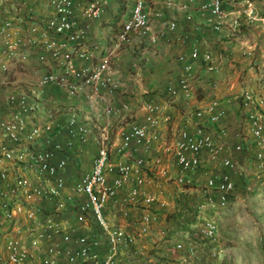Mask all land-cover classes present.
<instances>
[{
	"label": "built area",
	"instance_id": "obj_1",
	"mask_svg": "<svg viewBox=\"0 0 264 264\" xmlns=\"http://www.w3.org/2000/svg\"><path fill=\"white\" fill-rule=\"evenodd\" d=\"M222 5L223 0H185L178 8L185 18L196 10L219 32L226 16ZM109 6L110 0H0V90L5 91L0 107V264H133L131 259L120 262V252L147 236L161 214H175L178 202L185 208L174 215L177 235L158 230L161 237L174 239L170 246L178 257L150 264H203L202 248L209 246L214 257L221 251L215 249L219 210L248 188L249 180L264 190V53L253 58L251 85L224 103L211 96L194 106L189 103L191 82L220 73L221 66L190 41L187 53L176 57L180 74L160 92L144 90L134 95L131 106L119 102L95 112L97 121L104 115L126 118L114 141L107 126L72 105L71 100L81 103L89 95L102 100L120 89L109 59L122 44L151 45L158 36L169 42L178 27L174 18L155 10L154 30L145 0H122L113 27H106L112 34L105 53L97 55L100 47L89 39L90 22L100 20ZM238 14L246 23L259 20L264 26L263 16L248 1ZM245 54L250 56L252 49ZM28 65L38 72L24 78L20 74ZM59 95L71 107L56 102ZM178 102L175 114L166 113V104ZM232 112L239 122L229 134L221 121ZM94 128L98 135L90 166L71 178L72 153L80 151ZM122 187L119 214L109 218L105 211ZM64 213H70L73 226L66 225ZM192 213L195 222H188L185 217Z\"/></svg>",
	"mask_w": 264,
	"mask_h": 264
},
{
	"label": "crops",
	"instance_id": "obj_2",
	"mask_svg": "<svg viewBox=\"0 0 264 264\" xmlns=\"http://www.w3.org/2000/svg\"><path fill=\"white\" fill-rule=\"evenodd\" d=\"M121 1L110 0L109 10L106 14L100 20L90 22L89 39L98 43L100 47L97 55L105 53L104 50L112 34V30L106 29V27H113L111 22L115 23L113 21L117 14L115 9ZM166 1L145 0L149 9L150 23L154 30L158 28V19L152 15V11L158 10L162 16H170L177 21L178 27L171 34L170 41L164 42L161 36H158L156 42L151 45L132 40L113 51L109 59L110 68L114 76L120 81L121 87L114 95L106 96L102 100L94 95L80 99L83 109L91 119L95 112H102L106 105L116 106L119 102H127L131 106L134 103V95L138 97L137 95H140L144 90L160 92L167 82L174 80L180 74V65L176 57L180 53H187L192 40L196 41V45L201 51L211 53L213 60L221 66V71L218 74L199 76L192 81L193 98L189 103L200 106L211 96L224 103L231 95L239 92L246 85H251L254 76L250 68L254 66L255 60L253 58H258L264 53V26L259 20L246 23L243 16H239L238 10L244 6L245 1H248L254 6L256 13L264 18V6L260 5L261 0H223L222 7L226 16L219 32L212 31L205 19L194 9L190 11L189 18H185L184 12L178 8V3L185 0H174L173 5L169 8L165 6ZM190 1L196 4L199 2V0ZM181 35H184L185 39L178 40ZM249 49H252L250 56L245 54ZM37 72L31 65H28L20 75L24 78H31ZM177 105L180 106L181 103L166 104L164 110L166 113H174V107L176 108ZM133 115L138 117L140 114L135 112ZM130 116L128 117L130 118ZM125 119L104 115L102 120L92 119V122L107 126L109 138L114 141ZM238 122L239 115L232 112L226 120L221 121V124L227 127L230 134L231 131L237 130ZM97 135L98 132L94 128L86 143L81 146L80 151L75 150L72 153L73 156L68 165V174L71 178H75L80 172L89 168L96 150L94 141ZM229 139L231 140L230 136ZM125 190L126 188L122 187L118 191L116 202L111 208L112 212L119 214L120 198ZM167 199L170 205L174 203L171 197ZM184 208L183 202L176 203V212H181ZM175 214L173 213L172 217H165L161 214L158 221L152 224L150 233L138 238L134 246L120 252L118 260L122 262L131 259L133 264H150V261L158 260V258L167 262L175 261L178 257L177 253L170 246L174 239H168L166 236L161 237L158 233L161 228H172V224L175 228L177 227L173 219ZM62 215H64L66 225H74L70 213ZM228 215L224 217L225 225L222 228L225 230L224 233L218 234L217 245L219 248L226 247L229 249L231 246V231L227 228L230 227L229 222H227L230 217ZM220 250L225 252L224 249Z\"/></svg>",
	"mask_w": 264,
	"mask_h": 264
},
{
	"label": "rangeland",
	"instance_id": "obj_3",
	"mask_svg": "<svg viewBox=\"0 0 264 264\" xmlns=\"http://www.w3.org/2000/svg\"><path fill=\"white\" fill-rule=\"evenodd\" d=\"M132 58L134 59V57ZM250 68L255 75L256 67L252 66ZM4 92V90H0V107L4 101ZM56 100H58L59 104L65 107V109L71 105L69 100L63 95H59L55 101ZM71 103L75 105L78 110L83 108L82 103L78 101L71 100ZM248 182H250L248 188L241 189L239 196L236 199H230L226 207L219 210L220 212L216 216L218 234H222L225 231L222 229L225 225L224 217H226L227 214L230 215L229 218L227 217V222H229L230 225V227L227 228L231 231L230 248H219L218 245L215 246V249H224L225 252L221 250L219 255L214 257L209 254V246H205L201 250L203 252L201 257L203 264H264V190L263 187L254 183L253 180H249ZM224 213L226 214L224 215ZM105 214L109 218L114 214L117 216V213L112 212L111 207L106 209ZM193 214L195 213L188 214L185 219L188 222H195ZM171 227L172 228L166 227L168 232H176L175 234L177 235V228L174 227V224H172ZM185 228H187V223L182 226V229ZM194 240L198 243V239ZM159 260L163 259H156V261Z\"/></svg>",
	"mask_w": 264,
	"mask_h": 264
}]
</instances>
